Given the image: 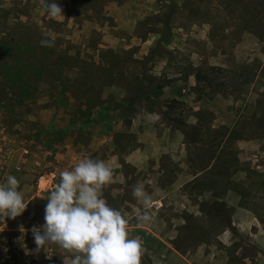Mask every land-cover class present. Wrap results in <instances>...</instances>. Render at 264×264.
I'll return each instance as SVG.
<instances>
[{
	"label": "rangeland",
	"instance_id": "374dc122",
	"mask_svg": "<svg viewBox=\"0 0 264 264\" xmlns=\"http://www.w3.org/2000/svg\"><path fill=\"white\" fill-rule=\"evenodd\" d=\"M56 2L53 19L39 0H0V183L14 175L29 201L5 218L0 264H70L58 246L36 252L31 228L60 173L85 157L113 167L102 196L142 241L141 264H264V0ZM43 32L53 47L40 45ZM136 111L161 112L183 134L165 178L119 163L136 142L118 121L103 130L102 115L130 126ZM141 185L166 203L146 209L133 195ZM144 211L152 219L138 224ZM151 230L172 236L176 252Z\"/></svg>",
	"mask_w": 264,
	"mask_h": 264
},
{
	"label": "clouds",
	"instance_id": "9594fccd",
	"mask_svg": "<svg viewBox=\"0 0 264 264\" xmlns=\"http://www.w3.org/2000/svg\"><path fill=\"white\" fill-rule=\"evenodd\" d=\"M39 4L50 18L63 15L56 0H39ZM42 36L41 46H54L51 33L43 32ZM113 174L110 164L88 157L73 170L62 171L47 197L44 223L31 228L35 251L47 245L58 246L71 254L70 264H141L142 241L132 238L128 219L102 196L101 189L111 182ZM19 183L11 174L0 183V232L6 226V217L14 219L27 208L29 201L25 202ZM133 195L146 209L152 207L142 185L133 189ZM151 219L148 211L136 216L138 224Z\"/></svg>",
	"mask_w": 264,
	"mask_h": 264
},
{
	"label": "crops",
	"instance_id": "0c3cea01",
	"mask_svg": "<svg viewBox=\"0 0 264 264\" xmlns=\"http://www.w3.org/2000/svg\"><path fill=\"white\" fill-rule=\"evenodd\" d=\"M176 82L177 81L175 79L171 80L172 84H175ZM135 88L136 86L134 87V90ZM129 98L126 96L124 99L126 101H129L131 105V102H130L131 100ZM134 98H136V95H134ZM104 110H107V108H104ZM147 114L148 113H139V111H136L135 115L131 118L130 123H128L130 124V126L128 125L122 126L123 121H121L120 118L118 119L111 118L107 120L105 119V117H108V116L102 115V127H103V130L108 128V131H110L112 128H114L115 126L114 123L118 121L117 126L119 130L117 131H120V132L125 131L128 133L134 134V138H135L134 142H136V144H134V147H132V149H129V150L127 149V151H122L121 154L123 157V161H119V163L121 162L125 164L128 163L130 165H134L135 167H140L141 169H144V170L146 168L148 170L149 168V171H151L153 175L155 174L157 175L156 177L165 178L169 172L167 170V166L164 164V161H167V159H173L172 157L174 156L172 155L173 154L172 150L174 146L176 145V143L178 144V146H180V149L181 147L182 148L184 147L185 143L183 139V134L179 132L178 130H176V128L172 126L170 127L168 124H166L165 121L161 118V112H158V113L155 112L153 113L154 115H151L152 113L151 114L149 113L148 115ZM140 123H142L145 128L142 130V134L140 132L142 127L138 128ZM147 129L150 130L151 132H148V133L145 132V130ZM102 141L107 142L108 145H112L114 143L111 140L110 135L107 134V132L104 133ZM199 174L200 172L196 171L194 175L191 176V178L198 176ZM116 176L120 177V179L128 178V175L124 174L122 171H119ZM161 188L163 189V187ZM158 189L159 187L152 191V193H155L156 195L152 194L154 196L150 198L151 202L155 204V209H157L158 206H162L167 201V199L164 196L159 197L160 195H163L166 193L158 192L157 194V192H155V190H158ZM162 192H165V190L163 189ZM235 209L237 211H241V210L251 211L250 208L246 209L244 206H235ZM249 218L252 219V222L255 220V217L253 214ZM151 232H152L153 237L156 238V242H158L159 246L165 245V246H162V250L166 249L167 252H170V250H172L173 252H176V249L172 245V241H171L172 236L162 235L156 230L155 231L151 230ZM219 239L222 240L221 236ZM158 255H157L158 260H162V262L163 261L165 262L164 257L163 259L160 258V256L162 255L164 256V254L160 252ZM184 259L186 260L184 264H196L190 257H185ZM206 264H216L215 258Z\"/></svg>",
	"mask_w": 264,
	"mask_h": 264
},
{
	"label": "trees",
	"instance_id": "16d2710c",
	"mask_svg": "<svg viewBox=\"0 0 264 264\" xmlns=\"http://www.w3.org/2000/svg\"><path fill=\"white\" fill-rule=\"evenodd\" d=\"M198 77H199V75L198 74H195L196 80H197ZM123 103H124V105H129L130 104L129 101H126V100ZM217 206H218V203L216 202L215 205L212 206V207L213 208H217Z\"/></svg>",
	"mask_w": 264,
	"mask_h": 264
},
{
	"label": "built area",
	"instance_id": "2783aa9c",
	"mask_svg": "<svg viewBox=\"0 0 264 264\" xmlns=\"http://www.w3.org/2000/svg\"><path fill=\"white\" fill-rule=\"evenodd\" d=\"M44 179V176L43 175H40L39 176V181H42Z\"/></svg>",
	"mask_w": 264,
	"mask_h": 264
}]
</instances>
